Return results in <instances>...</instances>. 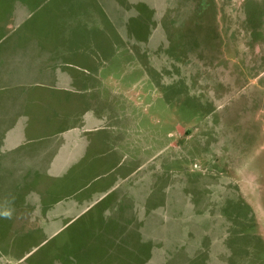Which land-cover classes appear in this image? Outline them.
Returning <instances> with one entry per match:
<instances>
[{
    "label": "rangeland",
    "instance_id": "1",
    "mask_svg": "<svg viewBox=\"0 0 264 264\" xmlns=\"http://www.w3.org/2000/svg\"><path fill=\"white\" fill-rule=\"evenodd\" d=\"M66 74L116 114L62 179L2 152L0 264H264V0H0V103Z\"/></svg>",
    "mask_w": 264,
    "mask_h": 264
},
{
    "label": "crops",
    "instance_id": "2",
    "mask_svg": "<svg viewBox=\"0 0 264 264\" xmlns=\"http://www.w3.org/2000/svg\"><path fill=\"white\" fill-rule=\"evenodd\" d=\"M69 52L73 53L65 47L64 53ZM62 78L63 82L59 83L58 88L53 85L55 82H41L32 84L21 96L19 92V98L12 109L5 105L6 100L0 103V162H3L2 152L20 151L29 144L34 154H30V158L26 157L27 162L32 164L28 165L34 166L38 174L44 171L46 179H62L81 165L88 149V142H84L82 134L96 131L103 121L108 120L110 124L108 118L114 117L116 113L105 110L101 114L93 105L90 107L87 104L85 107L84 99L63 90L64 84L70 83V76L66 74ZM10 114L11 122L7 121ZM94 140L97 144L101 143L99 138ZM40 142H43V147L39 146ZM42 160L46 164H40ZM78 170L82 171L83 168Z\"/></svg>",
    "mask_w": 264,
    "mask_h": 264
}]
</instances>
